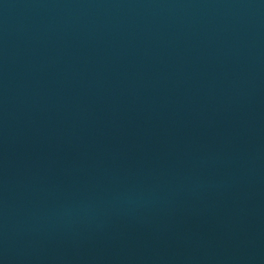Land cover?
<instances>
[{"label":"water","instance_id":"95a60500","mask_svg":"<svg viewBox=\"0 0 264 264\" xmlns=\"http://www.w3.org/2000/svg\"><path fill=\"white\" fill-rule=\"evenodd\" d=\"M0 264H264V0H0Z\"/></svg>","mask_w":264,"mask_h":264}]
</instances>
